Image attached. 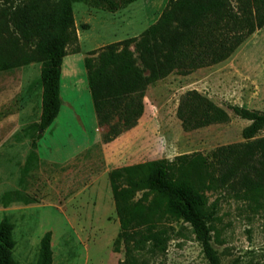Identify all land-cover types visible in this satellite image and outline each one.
<instances>
[{"label": "rangeland", "instance_id": "374dc122", "mask_svg": "<svg viewBox=\"0 0 264 264\" xmlns=\"http://www.w3.org/2000/svg\"><path fill=\"white\" fill-rule=\"evenodd\" d=\"M168 2L137 0L110 13L86 0H70L77 39L67 46L68 55L81 53L85 63L107 45L134 38L130 51L137 56L149 41L144 34ZM192 73L198 82L194 89L181 91L183 82L175 76L151 84L148 101L144 97L149 112L134 130L144 142L141 160L200 154L217 166L219 153L213 152L247 142L243 130L251 122L230 106L264 112V32L254 31L227 60ZM42 74V62L0 72V223L9 218L14 226L13 257L18 264H37L41 239L50 231L53 264H120L126 249L121 242L116 250L120 221L104 150L113 163H130L118 152L124 150L127 132L104 143L109 126H99L98 119L96 124L88 89L75 93L65 87L59 118L45 131L35 128L42 114ZM191 90L223 109L229 120L185 131L177 110ZM256 139L264 140V129ZM244 191L235 178L206 191L209 204L218 202L212 235L222 264H264V178L261 192L245 196ZM7 194L14 197L8 204ZM155 196L136 190L133 199L146 208ZM157 229L165 230L161 245L143 251L138 264H209L188 223L164 218Z\"/></svg>", "mask_w": 264, "mask_h": 264}, {"label": "trees", "instance_id": "16d2710c", "mask_svg": "<svg viewBox=\"0 0 264 264\" xmlns=\"http://www.w3.org/2000/svg\"><path fill=\"white\" fill-rule=\"evenodd\" d=\"M0 72L43 63V106L34 127L47 130L59 115L61 70L67 46L76 41L70 0H1ZM137 0H86L97 9L115 13ZM264 27V0H169L158 21L144 37L149 41L135 56L134 38L107 45L96 58H86L85 68L98 125L109 126L104 143L134 128L143 115L148 87L176 72H192L227 60L256 29ZM233 113L251 124L243 130L245 144L217 149V166L200 154H185L173 161L151 160L109 171L126 259L138 264V256L161 245L164 218L188 223L209 264H222L213 246V222L218 202L209 204L206 191L225 186L230 178L245 188L244 195L261 192L264 178V140H252L264 129V112L238 105ZM185 131L229 120L228 114L196 90L185 93L177 110ZM218 170V176L209 173ZM130 189V190H129ZM156 192L145 208L135 201V191ZM7 194V202L14 201ZM14 226L9 218L0 223V264H18L12 250ZM52 233L40 242L37 264H53Z\"/></svg>", "mask_w": 264, "mask_h": 264}, {"label": "crops", "instance_id": "0c3cea01", "mask_svg": "<svg viewBox=\"0 0 264 264\" xmlns=\"http://www.w3.org/2000/svg\"><path fill=\"white\" fill-rule=\"evenodd\" d=\"M261 32H264V28L261 30L256 29L255 35H256V33H261ZM80 38L81 37L79 36V39ZM83 57L84 56L81 53H73V54L67 55L65 57V59L63 61V65H62V70H61V82H60L61 83V91H62L63 87L69 88L71 91H73L75 93L78 92V90H81L83 88L88 89L90 96H89V100L87 98V101H89L90 110L92 109L94 111L93 99H92V95H91V91H90V87H89L88 74H87V70L85 68V64L82 62ZM171 76H175L177 79H179V81L183 82V85H181V88H180L181 91L194 89L198 85L197 81L192 80V78L194 77L193 73L189 74V75H181V74L174 72V73L170 74L168 77L161 79L159 82H161L162 80H165ZM151 86L152 85H150L146 91L145 101H148V99H149V92H150ZM63 109H64V103L62 101L61 109H60L59 115L56 118V120L59 118ZM148 112H149V106L147 104H145L143 115L139 119L138 124L140 123L142 118L147 115ZM94 113H95V111H94ZM95 117H96V115H95ZM96 124H97V118H96ZM136 128L137 127L135 126L131 130L126 131L127 132L126 133L127 138L126 137L125 138L127 140L126 141L127 143L125 144L123 151H122V149H120L118 151L120 154L123 155L122 157H124L125 159L130 161V163L115 164L112 162L111 156H109L107 154L106 150H104V157H105V161L107 164L108 172L113 170V169H116V168H121V167H125V166H131V165L141 164V163L146 162V161L140 159L143 156L142 148L144 147V144H143L144 142L143 141L139 142V140L137 138H135L136 132L134 133V130H136ZM122 157L120 159L123 160L124 158H122Z\"/></svg>", "mask_w": 264, "mask_h": 264}]
</instances>
